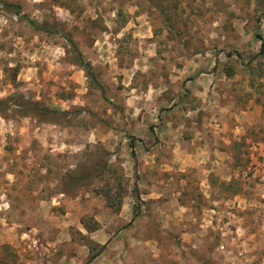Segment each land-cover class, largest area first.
I'll list each match as a JSON object with an SVG mask.
<instances>
[{
  "label": "rangeland",
  "instance_id": "obj_1",
  "mask_svg": "<svg viewBox=\"0 0 264 264\" xmlns=\"http://www.w3.org/2000/svg\"><path fill=\"white\" fill-rule=\"evenodd\" d=\"M2 1L0 264H264V0Z\"/></svg>",
  "mask_w": 264,
  "mask_h": 264
},
{
  "label": "trees",
  "instance_id": "obj_2",
  "mask_svg": "<svg viewBox=\"0 0 264 264\" xmlns=\"http://www.w3.org/2000/svg\"><path fill=\"white\" fill-rule=\"evenodd\" d=\"M3 9L7 10V11H11L13 13V15H15V16L20 14V7L18 5L0 0V10H3ZM164 20L169 22V19L167 17ZM28 23L30 26L33 27V29H35L37 31H46V32L51 33L54 30L53 27H48L46 24H40V23L31 21V20H29ZM62 37L64 38V40L68 44L67 53L71 57V63L73 65L79 67L81 70H83L85 72L86 76L92 82V84L96 87H99L100 85L98 83L96 75L93 72L91 64L84 59L82 53L80 52L79 48L76 45V42L74 41V39L68 33L64 32L63 30H62ZM231 55L232 54H229V56H231ZM245 66L247 67V69L250 68L249 67V66H251L250 62L248 64H246ZM224 74L228 78H231L234 74V67L232 65H226L224 68ZM262 75H263V71H262L261 66L259 64L257 76L261 77ZM251 86H252V84H251ZM99 88H101V87H99ZM101 90H102V88H101ZM11 101H12V97H9L6 99H0V116H4L6 113L11 112V111L16 112L23 117H30V116H42L43 117L49 112H56V111H51L50 109L44 107L43 105H41L37 101H24L23 99H21V101L18 100V105L16 104L15 106L13 103H11ZM94 172L97 173L95 170H94ZM90 175H89V173L85 174V177L86 176L88 177ZM82 176H83V174H82ZM82 176L76 178L74 182L75 183H76V181L80 182V180L83 178ZM210 185L216 186L220 193L224 192V193H228L229 195H237L239 192L238 189L234 188L233 183H227L224 181H219L215 177L214 178L211 177ZM105 195L107 198H110V191L106 192ZM83 227L85 230L90 231L86 224L85 225L83 224ZM92 247L89 246V251L91 254L88 258V263L94 261L103 252V250L105 248V246L102 245V246H99V249L97 251L92 252L93 251Z\"/></svg>",
  "mask_w": 264,
  "mask_h": 264
},
{
  "label": "built area",
  "instance_id": "obj_3",
  "mask_svg": "<svg viewBox=\"0 0 264 264\" xmlns=\"http://www.w3.org/2000/svg\"><path fill=\"white\" fill-rule=\"evenodd\" d=\"M220 249H221V250H223V249H224V247L221 245V246H220Z\"/></svg>",
  "mask_w": 264,
  "mask_h": 264
}]
</instances>
